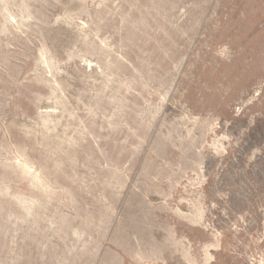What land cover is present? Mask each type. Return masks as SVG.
<instances>
[{
  "label": "rangeland",
  "instance_id": "1",
  "mask_svg": "<svg viewBox=\"0 0 264 264\" xmlns=\"http://www.w3.org/2000/svg\"><path fill=\"white\" fill-rule=\"evenodd\" d=\"M0 264H264V0H0Z\"/></svg>",
  "mask_w": 264,
  "mask_h": 264
}]
</instances>
